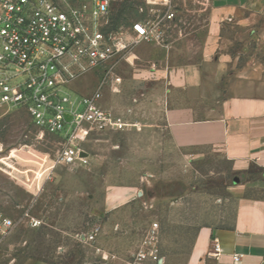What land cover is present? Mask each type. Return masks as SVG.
<instances>
[{
    "label": "rangeland",
    "instance_id": "1",
    "mask_svg": "<svg viewBox=\"0 0 264 264\" xmlns=\"http://www.w3.org/2000/svg\"><path fill=\"white\" fill-rule=\"evenodd\" d=\"M53 1L64 8H79L90 7L96 0ZM194 1L207 2L174 0L178 8ZM154 8L161 9V6L146 0H109L105 29L123 33L127 38L131 24ZM177 11L176 20L184 19V14ZM136 47L133 46L131 51L141 50L145 54L148 50ZM112 71L107 74V69L102 68L69 82L67 90L56 89L59 99H68L64 104L67 109L76 108L80 100L73 93L93 92L95 85L91 74H94L98 77L105 107H111L108 100L114 93L116 103L125 107L129 115L141 120L134 123L137 129L141 132L157 126L161 129V123L152 121L160 113L156 106L159 88L153 80L131 81L128 67L118 64ZM18 72L14 66L0 69V78L8 77L9 80L4 82L10 88L21 87L27 76L15 75ZM106 75L114 80H108ZM112 85L116 91L112 90ZM23 108L28 107L8 109L0 105V155H9L6 162L10 166L3 167L7 173L0 172V210L16 222L14 230L0 238V264H22L27 259L37 258L48 264H88L90 244L80 239L81 234L100 226L96 243L98 239L108 243L114 224L138 226L140 230L115 242L120 255L132 241H142L153 224L157 225L162 255H179L189 248L190 240L195 238L199 229H213L229 222L234 201L229 188L232 178L220 157L214 156L208 163H196L186 169L178 156L168 152L164 154L160 168L152 161L144 165L135 153L129 151V148L137 147L139 141L135 131L129 136L106 132L93 133L81 142L80 147L90 156H87V164L78 161L71 166H61L56 164L57 153L64 145L62 140L67 131L72 132L73 126L65 124L61 132L52 135L35 126V121L33 124L29 112ZM83 108L81 105L78 110ZM146 158L151 160L153 157ZM51 166L52 169L45 171ZM145 173L154 175L147 177L148 183L143 181L147 191L141 199H145V204L119 210L108 221L91 215L101 211L104 196L110 189L108 185L132 184L139 178L144 179ZM128 216L131 224L126 220ZM33 221L40 222V225L33 227ZM96 243L90 246L94 247ZM127 260L133 264V254ZM97 261L101 259L97 258Z\"/></svg>",
    "mask_w": 264,
    "mask_h": 264
},
{
    "label": "crops",
    "instance_id": "2",
    "mask_svg": "<svg viewBox=\"0 0 264 264\" xmlns=\"http://www.w3.org/2000/svg\"><path fill=\"white\" fill-rule=\"evenodd\" d=\"M173 4L185 18L176 20L167 45L139 43L136 48H148L147 52L130 50L118 64L128 67L131 81L152 79L159 88L160 113L152 121L161 123V129H137L134 123L141 120L119 106L114 93L108 100L111 107L106 108L126 125L117 133H137V147L129 151L144 165L152 161L160 168L168 152L178 156L186 169L220 157L232 178L229 188L234 201L229 222L199 229L185 253L163 256L158 246L159 264H264V0L194 1L180 8L174 0ZM127 40H133L130 34ZM91 76L94 90L98 77ZM90 91L73 94L80 100ZM8 157L0 155L1 173H7L3 167L10 168ZM143 177L132 184L108 185L101 211L91 215L108 221L119 210L145 204L143 181L148 183L147 177L154 175ZM126 220L131 224L129 216ZM135 230L140 231L138 226L114 224L108 243L98 239L94 247L88 246V264H131L127 258L135 255L143 240L132 241L122 255L115 242ZM215 244L219 254L212 256ZM22 264L48 262L37 258ZM133 264L138 263L133 259Z\"/></svg>",
    "mask_w": 264,
    "mask_h": 264
},
{
    "label": "built area",
    "instance_id": "3",
    "mask_svg": "<svg viewBox=\"0 0 264 264\" xmlns=\"http://www.w3.org/2000/svg\"><path fill=\"white\" fill-rule=\"evenodd\" d=\"M161 6L151 9L134 21L128 41L123 33L106 30L109 0H96L90 7L64 8L53 0H0V69L14 66L25 74L23 86L10 88L0 78V105L26 106L35 126L50 134L67 131L64 145L57 153L56 164L71 166L78 161L87 164L88 153L80 147L90 135L119 132L125 124L118 121L102 102L99 87L82 96L79 105L66 108L67 98L59 99L56 89L67 90L69 82L102 68L107 74L139 43L166 46L167 36L175 28L177 8L173 0H146ZM108 80L112 76L106 75ZM117 83V82H116ZM100 84V83H99ZM113 89L116 91L117 88ZM83 105L82 111L78 108ZM47 114L50 116L47 117ZM69 117V120L67 119ZM84 152L87 155L81 156ZM40 222L33 221V227ZM16 222L0 210V238L10 234ZM100 226H94L80 239L94 245ZM100 249H96L98 252ZM219 254L215 244L212 256ZM135 263L151 261L159 264L157 225L146 232L140 248L133 256ZM234 256L233 260L238 261Z\"/></svg>",
    "mask_w": 264,
    "mask_h": 264
},
{
    "label": "water",
    "instance_id": "4",
    "mask_svg": "<svg viewBox=\"0 0 264 264\" xmlns=\"http://www.w3.org/2000/svg\"><path fill=\"white\" fill-rule=\"evenodd\" d=\"M67 119L69 120V117H67ZM86 155H87V154L84 153V152L81 153V156H86Z\"/></svg>",
    "mask_w": 264,
    "mask_h": 264
},
{
    "label": "trees",
    "instance_id": "5",
    "mask_svg": "<svg viewBox=\"0 0 264 264\" xmlns=\"http://www.w3.org/2000/svg\"><path fill=\"white\" fill-rule=\"evenodd\" d=\"M108 15H109V13H108ZM112 30V29H111ZM112 31H114V30H112Z\"/></svg>",
    "mask_w": 264,
    "mask_h": 264
}]
</instances>
